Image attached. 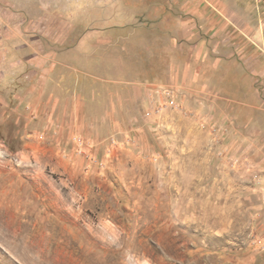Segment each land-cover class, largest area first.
Masks as SVG:
<instances>
[{
    "label": "rangeland",
    "instance_id": "1",
    "mask_svg": "<svg viewBox=\"0 0 264 264\" xmlns=\"http://www.w3.org/2000/svg\"><path fill=\"white\" fill-rule=\"evenodd\" d=\"M0 264H264V0H0Z\"/></svg>",
    "mask_w": 264,
    "mask_h": 264
}]
</instances>
